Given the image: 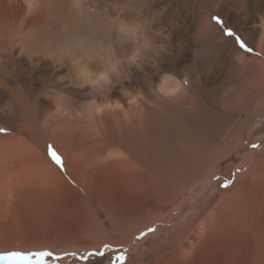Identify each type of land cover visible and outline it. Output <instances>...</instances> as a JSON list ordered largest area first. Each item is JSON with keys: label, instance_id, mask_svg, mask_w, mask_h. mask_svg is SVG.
Here are the masks:
<instances>
[{"label": "bare ground", "instance_id": "bare-ground-1", "mask_svg": "<svg viewBox=\"0 0 264 264\" xmlns=\"http://www.w3.org/2000/svg\"><path fill=\"white\" fill-rule=\"evenodd\" d=\"M216 3L219 5L226 4L224 0H218ZM244 3L248 4L251 9L255 4H253V1L249 4L247 0H232L230 2L231 7H227L223 12L228 13L229 10L233 12L231 14L233 22L237 23L235 15L238 16L240 13L239 8L246 10L247 6ZM219 5L215 6L218 7ZM26 8H28L27 0H0V56L15 52L20 55L24 52L27 55L26 58L15 60V62L7 58L6 60L0 59V82L4 81L7 84L22 83V80L13 82L14 77L10 78L8 69L13 70L16 68L31 75L34 73L30 69V65H32L31 56L40 53L42 54L41 57L48 58L40 61L43 67L49 70L53 62H56L59 66H65L72 73L73 80L78 85L85 87L89 93L95 94L96 99H100L103 103L97 104L98 101L95 99L97 102L88 103L80 111H71L66 103L62 104L61 102L57 103L39 98L36 114L31 116L28 113V105L25 103L27 97H24L19 87L0 85L3 87L0 102L12 99L9 101V108L19 117L21 122L23 121L18 126L16 125V128L30 142L27 147L29 152L25 159L19 150H16V153L10 157L0 156V213L2 216L6 215V218H18L15 211L17 201H20L21 204L24 203L35 213L50 209H62L75 214L63 201L64 191L71 192L73 196H77L79 193H76L68 185L62 173H65L74 186L79 188L83 194L96 193L100 184L107 181L114 194L117 195L122 191L124 195L131 199L140 187H144L146 191L151 178L158 177V175L163 178L171 173L165 168L164 159L169 158L174 164H180L181 161L186 159L187 154L192 160L199 159L198 157L203 155L204 148L208 149L203 145H213L215 141H218L220 133L223 132L220 131V127L225 126L227 128L229 126L224 118L233 116L236 118L239 111L247 112L249 106L259 99L258 96L264 97V9L259 12L255 19L258 24L257 27L246 30L249 23H237V31L255 49L256 56L251 57L249 60L237 49L233 41L229 43L220 34L217 26L210 22V14L207 19L203 18L202 23L205 30L202 33L201 47L207 50L210 38L214 37L221 41V44H228L225 49L226 52L221 56L219 67H217L218 71L214 72L212 70L214 73L207 80L200 78L197 74L184 76V90L179 96L169 98L165 94L172 91L175 86L174 81L165 78L158 88L161 76L158 78L149 74L146 68L147 62L141 56L140 44L143 41V34L139 32L136 26L121 27V25L119 27L120 37L116 42L113 41L115 43L112 46L90 45L82 40L62 44H59V41V43L49 42L50 44L44 45V43L39 44L38 41L31 40L22 29L20 18L24 15ZM248 30L250 34L247 35L246 31ZM128 39L133 40L131 48L125 44ZM137 52L139 57L136 65H133L129 63V59ZM235 57L239 62L234 61ZM197 59L200 60V58ZM181 65L182 62L179 61L161 62L159 69L162 72L160 74H173L182 79L178 71ZM194 65L200 66V64L191 62L186 67ZM114 66L115 71H113ZM105 71L109 72L111 83L93 86L92 81L99 73ZM19 75L18 77H20ZM122 78H128L132 82L133 90L135 92L139 90V93H136L142 96L141 99L133 94L122 97L116 94L112 86L115 84L121 85L120 81L122 80L120 79ZM26 81L31 83L29 76ZM151 84L155 89L152 93L150 92ZM218 84L223 87V90L218 97L220 102V106H217L218 111H214V107L209 109L202 105L196 98V91L209 90L208 88ZM102 91H106L105 98L101 97ZM22 102L24 105H22ZM27 116H30L29 121L26 120ZM41 118L42 120L46 119V121L43 122L41 129L36 130L33 124ZM231 130L226 129L228 132L224 131V137L229 136ZM37 134L41 136V142ZM48 143L53 144L63 160L62 173L60 172L61 167L53 163L47 155L46 146ZM160 157L162 160L159 159ZM176 166L179 167L177 164ZM248 174H250V170L245 173V175ZM190 179L192 178L190 177ZM58 187H61V189H58ZM251 193L258 195L259 191L253 190ZM141 197H143V194ZM141 197L138 194L140 200ZM78 200H80L83 208L82 203L86 201L82 202L79 195ZM157 200L159 199L157 198ZM232 203L229 216L225 215L222 219L215 217L216 212L220 211L221 204L219 202L217 207L207 213L208 215L203 220L198 221V223L193 221L192 229L189 225H186L189 223L184 222L186 224L181 225L182 229L181 227L178 228L179 232H177L172 242L167 241L166 238L158 243H166L167 241L173 245L179 244L183 248L182 252H179L177 264H243L241 259L243 254L248 256L249 264H264V220L261 219V221L256 222L255 218L248 216L250 208L242 197L232 200ZM46 212L43 213L46 214ZM81 213L80 219L75 214V218L78 219H76L77 223L84 226L85 235L91 236L93 233H89L88 221L84 220L85 216L83 212ZM122 226L121 231L128 232L126 234L131 235L133 231L128 229L130 225L128 226L125 222V225ZM146 227L144 225L139 230ZM113 229L115 232L118 230L114 227ZM132 236L126 237L124 241L131 239ZM151 236L159 237L154 234ZM196 239H200L203 249L200 247L192 251L191 247ZM88 244L90 245V243ZM88 246L86 248H95ZM154 247H158V244L154 245L152 249L137 251L133 261L142 262L143 257L150 258L156 254L160 256L162 252Z\"/></svg>", "mask_w": 264, "mask_h": 264}, {"label": "rangeland", "instance_id": "rangeland-1", "mask_svg": "<svg viewBox=\"0 0 264 264\" xmlns=\"http://www.w3.org/2000/svg\"><path fill=\"white\" fill-rule=\"evenodd\" d=\"M217 1L39 0L38 10L32 12L31 9L26 8L24 15L20 18V23L23 31L27 33L31 40L38 41L39 44L44 43V45L82 40L90 45L112 46L120 37L119 27L121 25V27L136 26L139 32L143 34V41L140 44L141 56L147 62L146 68L149 74L159 78L162 76L160 74L162 71L159 69L161 62L179 61L182 62L181 67L178 68L182 79L184 76L197 74L200 78L207 80L215 71H218L217 67H219L221 56L226 52L225 49L228 44H221V41L214 37L210 38L207 50L201 47L203 41L202 33L205 30L202 23L203 18L207 19L210 14V22L217 26L220 34L229 43L233 41L237 49L249 60L251 57L256 56L255 49L237 31V23H249L246 26V30L257 27L258 24L255 19L259 12L264 9L262 0H247L249 4L252 1L253 4L255 3L252 6L253 9L244 3L247 8L246 10L239 8L240 13L238 16L235 15L236 23L233 22L231 15L233 12L230 10L228 13L223 12L227 7H231L230 2L232 0H224L226 2L224 5H219L216 3ZM212 8L213 11L211 12ZM213 17L220 22L217 23ZM228 31L232 32L231 36L227 35ZM160 32L163 34H158ZM248 33L250 34L249 30L246 31L247 35ZM164 36H168V39H164ZM238 38L245 44V49L247 50L240 47L239 43H237ZM132 42L133 40L128 39L125 44L131 48ZM146 43L149 45L148 47H145ZM161 46L164 47V51L160 50ZM220 50L221 53L219 54ZM15 53L0 56V59L6 60L7 58L15 62V60L17 61L27 56L24 52L22 55L18 52ZM41 55L40 53H35L31 56L32 65H30V69L34 72L31 75L16 68L13 70L8 69L10 78L14 77V80L12 79L13 82L22 80V83L7 84L4 81L0 82V85L19 87L24 97H27L25 103L28 105V113L31 116L36 114L37 100L39 98H45L57 103L61 102L62 104L66 103L71 111H80L82 107L96 100L98 101L97 104L103 103L100 99H96L95 94L89 93L85 87L78 85L73 80L72 73L65 66H59L56 62H53L49 70L43 67L40 61L48 58H43ZM197 58H200L202 62ZM234 61H238L236 57ZM191 62L200 64V66L186 67ZM19 68L25 69L24 67ZM19 72H21L20 75ZM28 76L31 83L26 81ZM69 76L71 77L69 78ZM120 80L123 81H120L121 85L115 84L112 86L118 96L122 97L132 94L136 96L139 93V90H136L138 93L133 90V84L128 78ZM153 87V84H151V93L155 91ZM222 88L218 84L208 88L210 91H196V98L203 106L209 109L214 107L213 110L218 111L217 106H220L218 97L222 94ZM2 90L3 87L0 88V94ZM105 92H101V97H106L107 94ZM258 98L257 101L249 106L247 112L239 111L240 113H237L236 118L234 116L230 118L223 117L229 126L227 128L225 126L220 127V131L223 132L220 133L218 141H215L213 145H203L208 148H204L202 155H205L204 157L200 156L198 157L199 159L192 160L187 154L185 160L181 161L180 164L176 163L179 167L171 159H164V166L171 173L163 178L160 175L149 178L150 184L146 191L144 187H140L138 192L136 191V194L132 195L131 199L124 195L122 191L117 195L114 194L112 187L107 181L100 184L96 193L83 194L79 188L74 186L68 176L62 173L63 169L60 168V172L68 185L76 193H79L78 195L81 197L82 202H86L82 203V208L78 195L73 196L71 192L66 191H64L63 201L75 212L77 218L80 219V216H82L81 212H83L84 220L88 221L89 233L93 234L91 236L85 235L84 226H80L77 223L78 219L75 218V214L62 209L43 211H47L46 214L43 212L35 213L32 212L34 210H30V207L28 208L24 203L21 204L20 201H15V211L18 218H12V220L11 218H6V215L2 216L0 213V264H177L179 252H182L183 248L179 244L173 245L169 242L174 240L180 227L182 229L181 225L184 222L189 223L185 224L192 229L193 221L198 223V221L203 220L208 215L207 213L217 207L219 202L221 204L220 211L215 214L218 219L224 218L225 215L229 216L231 205L233 204L232 200L242 197L250 208L248 216L255 218L256 222L261 221V219L264 220V187L262 188L264 186V97L258 96ZM11 100L6 99L4 100L5 102H0V129L5 130L0 132V156L6 155L10 157L16 153V150H19L25 159L29 152L27 147L30 142L16 128V125L18 126L23 121L21 122L19 117L9 108V101ZM22 105H24L23 102ZM28 118L30 116H27V119L25 117L29 121L30 119ZM12 119L14 121H11ZM44 121L46 119L42 120L41 118L38 122H34V128L36 130L41 129ZM225 128L232 129L229 134L230 137H224ZM37 136L41 142V136L38 134ZM49 146L54 148L53 144L48 143L46 146L47 155ZM55 151L58 153L57 149ZM206 155L209 156L207 157ZM159 159L162 160L161 157ZM184 162L186 165H184ZM249 170L250 174L245 175ZM197 171L200 173H196ZM159 181L161 182L159 183ZM258 181L261 182L258 183ZM224 184L228 186L223 187L222 185ZM58 189H61V187H58ZM253 190H258V195H253L251 193ZM138 194L139 197L143 194L141 200L138 198ZM105 217L107 218L105 219ZM147 218L150 219L148 220ZM125 222H127L128 226L130 225L128 229L133 231L131 235L126 234L128 232L121 231ZM81 225L83 224L81 223ZM144 225L147 227L139 230ZM113 227L118 230L115 232ZM150 227L155 228V231L138 238L142 232H146ZM133 233L136 235H133ZM153 234L159 237H152L151 235ZM130 236H132L131 239L124 241L126 237ZM166 238L169 242L158 243ZM156 241L157 243H155ZM157 244L158 247L154 248L162 252L160 256L156 254L150 258L147 256L143 257L142 262L133 261L137 251L152 249ZM87 246L95 248H86ZM200 247H202L200 239H196L191 250L193 251ZM39 253H50V255L41 257ZM5 256L9 257V259H4ZM241 259L243 264H249L248 256L243 254Z\"/></svg>", "mask_w": 264, "mask_h": 264}, {"label": "clouds", "instance_id": "clouds-1", "mask_svg": "<svg viewBox=\"0 0 264 264\" xmlns=\"http://www.w3.org/2000/svg\"><path fill=\"white\" fill-rule=\"evenodd\" d=\"M27 7L29 9L32 10V12L38 10L39 8V0H27ZM158 34H163L162 32L158 33ZM164 39H168V36H164ZM149 45L146 43L145 44V47H148ZM160 50L161 51H164V47L161 46L160 47ZM139 57V53H134L130 59H129V63L133 64V65H136V62H137V59ZM138 66V65H137ZM113 71H115V66L113 67ZM165 78H169L170 80L174 81V87L172 89V91L168 92V93H162V94H165L167 95L169 98L171 97H175V96H179L181 94V92L184 90L185 88V85H184V78L181 79V78H177L175 75L173 74H168V73H165V74H162V76L160 77V80H159V84H158V88L160 87V85L164 82ZM111 83V79H110V74L109 72L105 71V72H101L99 73L95 80L92 81V85L93 86H99L101 84L103 85H108ZM137 98L141 99L142 96L140 94H137L136 95Z\"/></svg>", "mask_w": 264, "mask_h": 264}, {"label": "snow or ice", "instance_id": "snow-or-ice-1", "mask_svg": "<svg viewBox=\"0 0 264 264\" xmlns=\"http://www.w3.org/2000/svg\"><path fill=\"white\" fill-rule=\"evenodd\" d=\"M213 19H215L217 23L220 22L215 17H213ZM227 35L228 36H231L232 35V32L231 31H228L227 32ZM237 43H239V45H240V47L242 49H245V44L241 40H239V38L237 39ZM245 50H247V49H245ZM3 131H5V130L4 129H0V132H3ZM48 155L51 157V160L53 161V163H55L58 167H61V168L63 167V160H62L61 156L55 151V149L52 146H49L48 147ZM222 186L223 187H227L228 185L227 184H224ZM153 231H155V228L150 227V228H148L146 230V232H142L140 234V237H138V238H142L143 236L147 235V233L153 232ZM13 255H18V254H13ZM39 255L41 257H43L45 255H50V253H39ZM4 259H9V257L5 256ZM121 259H123V257H121Z\"/></svg>", "mask_w": 264, "mask_h": 264}]
</instances>
